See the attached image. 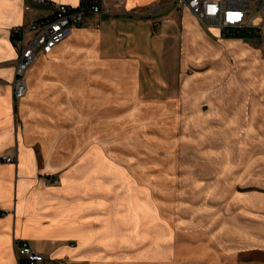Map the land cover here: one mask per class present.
Here are the masks:
<instances>
[{"label":"crops","instance_id":"0c3cea01","mask_svg":"<svg viewBox=\"0 0 264 264\" xmlns=\"http://www.w3.org/2000/svg\"><path fill=\"white\" fill-rule=\"evenodd\" d=\"M159 1L126 0L125 12H147ZM30 4L34 11L28 13ZM50 13L32 0H0V206L6 212L0 216V264H19L15 245L22 242L46 256L42 264H135L151 245H143L145 235L155 243L156 228L146 229L145 206L128 204L122 192H112L115 179L121 190L127 187L128 167L98 151L95 131L126 124L129 113L161 108L159 72L166 58L160 44L165 38H156V29L168 34L181 29L180 48L187 51L177 52L172 75L177 83L192 69L208 74L228 67L231 56L248 62L262 57L240 38L209 31L189 9L162 26L156 15L113 16L76 29L50 55L41 56L27 73L26 96L15 105L12 82L19 52L12 29ZM232 71L236 85L231 94L216 96L222 111L218 123L248 129L249 144L261 155L246 174L252 191L217 202L212 209L224 208L220 213L209 210L217 219L206 242L215 240L219 249L226 240L234 255L244 250L264 254V71L249 76ZM242 77L248 82L244 87ZM3 155L14 156L15 162H3ZM54 179L58 184L51 183Z\"/></svg>","mask_w":264,"mask_h":264},{"label":"rangeland","instance_id":"374dc122","mask_svg":"<svg viewBox=\"0 0 264 264\" xmlns=\"http://www.w3.org/2000/svg\"><path fill=\"white\" fill-rule=\"evenodd\" d=\"M160 1L172 4L174 0ZM148 10L126 14L143 16L150 14ZM174 10L176 12H156V24L162 26L164 22L169 23L180 16L182 10ZM160 17L162 21L157 19ZM158 37L165 38L160 46L164 52L162 57L166 58L159 72L161 108L129 113L130 119L126 124L97 128L95 131L100 143L96 145L98 151L102 149L112 154L114 162H122L128 167L127 187L123 186L121 190L115 182L119 179H115L112 192H122L128 204L145 206L146 229L152 231V227L156 228L155 243L149 241L151 236L145 235L143 245H151L143 251L144 257L136 256L134 263L264 264L262 253L244 250L234 255L230 242L226 240L221 242L225 246L219 249L215 240L206 242L208 228L214 226L212 224H216L217 219L215 215L213 218L209 216V210L220 213L224 208L212 209L217 202L231 200L234 193L247 195L252 191L251 186L246 185V174L261 153L252 150L248 129L233 130L218 123L222 111L218 110L215 102L218 94L222 91L231 94L236 85L232 67L244 76L264 71V67L260 68L264 62V34L246 37L224 32L221 36L246 41L250 50L262 60L257 57L250 62L244 58L238 61L231 56L228 67L221 66L208 74H196L198 71L192 69L187 74H181V78L184 76L178 83L172 79V75L177 73V52L180 49L183 53L187 51L180 48L181 29L169 34L156 29ZM212 50L208 53L220 58L217 49ZM254 65L257 69L253 68ZM250 66L254 71L248 69ZM219 73L225 75V80L223 76L220 79L213 77ZM240 83L244 87L248 82L244 83L242 77ZM209 99L214 102L211 104ZM229 130L233 132L225 133ZM257 165L259 167V162ZM222 220L229 221L227 218ZM225 235L229 236L228 233Z\"/></svg>","mask_w":264,"mask_h":264},{"label":"built area","instance_id":"2783aa9c","mask_svg":"<svg viewBox=\"0 0 264 264\" xmlns=\"http://www.w3.org/2000/svg\"><path fill=\"white\" fill-rule=\"evenodd\" d=\"M51 13L28 24H18L12 29V39L18 49L15 78L12 82L13 100L17 105L27 94V73L43 55H50L60 44L71 37L78 28H91L97 22L113 16L126 15V0H80L78 6L55 3L50 0H32ZM152 5L145 17L172 9H189L209 31L264 34V0H174L172 4ZM30 13L34 7L25 6ZM5 163H14L15 157L3 155ZM58 180L51 183L56 185ZM50 183L48 182V185ZM6 212L0 206V216ZM19 264H42L46 256L35 252L28 242L15 245Z\"/></svg>","mask_w":264,"mask_h":264},{"label":"trees","instance_id":"16d2710c","mask_svg":"<svg viewBox=\"0 0 264 264\" xmlns=\"http://www.w3.org/2000/svg\"><path fill=\"white\" fill-rule=\"evenodd\" d=\"M234 33V32H233ZM235 34H238V33H235ZM239 35H245L246 37L247 36H249V35H251V34H249V33H247V32H243V33H239Z\"/></svg>","mask_w":264,"mask_h":264}]
</instances>
